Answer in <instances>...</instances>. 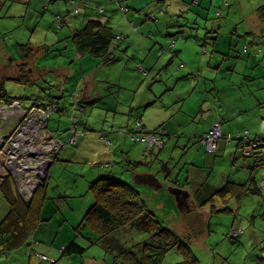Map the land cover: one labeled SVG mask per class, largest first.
<instances>
[{
    "label": "crops",
    "instance_id": "1",
    "mask_svg": "<svg viewBox=\"0 0 264 264\" xmlns=\"http://www.w3.org/2000/svg\"><path fill=\"white\" fill-rule=\"evenodd\" d=\"M61 1L0 0V46H2L1 39L4 38L3 35L12 29L13 22L17 20L13 18L14 16L9 15V9L13 5H16L14 12L21 13L24 10L26 13L27 10L32 9L37 13L36 16L34 14V17L38 18L40 15L42 17L37 25L35 21L32 36L26 42L18 41L16 44L14 42L7 46L3 52V60L0 62V65L5 69L10 68L14 63L18 70L28 71L33 78V81L28 84L46 86L42 88L43 90L39 95L32 99L30 104H24L25 106L32 105L37 97L53 94L56 97L54 100L60 107L55 119H61L65 116L69 118L70 123L65 129L66 131L73 123V120L69 117L73 114L76 126L84 129L85 133L79 137V140L84 143H89L91 139L93 142L96 139L106 143V145L108 143L114 144V140H110L109 137L112 136L114 139L119 134L120 129L129 126L132 117H135V120L140 119L147 130H154L158 127L167 129L164 138L165 143L161 149L166 148L171 140L185 145L189 141H200L195 138L209 130L215 123L221 124L225 134L230 133L236 136L248 129L250 137L264 139V17L258 11L259 6L264 4V0H231L228 3L229 13L224 20L225 27L231 30L230 33L221 32L222 18L218 22L211 23V29L208 26L210 18L207 16H210V0H100L105 6L104 11H100L98 5L94 6V1L87 0L85 6L89 8L87 18L78 26H73L70 33L63 37L56 35L53 30L54 20L52 19L56 10H58L59 17L62 15L60 10L62 8ZM69 1L76 5L80 0ZM245 2L247 6H245ZM6 5L8 7L4 10ZM120 5H128L131 8L126 13L128 16L126 20L123 18L124 15L122 18L117 15L119 10L122 12ZM245 8H247V11ZM206 9L208 12L204 11ZM233 10H235L236 16L230 17ZM48 12H50L49 16H47ZM76 12H78V9ZM222 15L221 11L219 16L222 17ZM93 17H106L108 24L113 28V33L117 34L113 41L115 58L111 61L100 62L102 60L97 57L89 54H79L74 46L71 37L72 32L82 27ZM122 20L125 22L130 20L131 24L128 23L129 21L124 23ZM21 25H25L24 21ZM233 25H236V27L232 28ZM163 26L165 27V36L161 33ZM61 28L62 25L59 29ZM219 28L220 31H218ZM118 35H121L122 38H118ZM153 35L156 36L155 41L158 44H153ZM221 37H225L227 41L225 53L217 49L221 48L219 46ZM163 38L169 41L164 44ZM189 38H194L196 42L204 44L201 50L206 56L200 59V68H196L194 62L191 61L193 53H189V48H187L189 46L186 43ZM242 40H244V43L241 52L236 57L232 56V52H238L237 46ZM210 41L211 44L213 43L211 51L209 50ZM248 41L251 45L248 44ZM184 42L185 44H183ZM17 44L18 48L16 47ZM23 44H26L25 49H27V52L23 51ZM0 54H2L1 51ZM225 62L229 66L226 75H231V80L236 82V84L233 81L225 83L227 89H230L232 93L228 99L222 98L220 95L213 96V98L205 97L203 94H196L195 90L191 95L186 96L174 87V83L181 79L174 78L175 73L183 72L192 75V78L188 77V79L190 81L193 79L195 85L199 88V84L207 83L209 77L215 75L214 70L220 71ZM21 64H24V66ZM115 65H121V67L115 68ZM105 70L109 72H103ZM120 70L122 71L119 76ZM164 70L165 73L170 72L166 78L162 75ZM20 71L17 75L5 73L0 76V81L2 80L4 84L5 80L9 79L18 81L17 76L20 75ZM248 84L251 86L250 89L245 90L239 87ZM71 89H74L72 91V102L70 104L62 103L61 100L65 97V91ZM76 91L80 96L81 103L74 110L73 94ZM135 91L137 101H135ZM93 109H95V118L101 119L100 123H97L95 118L88 117ZM119 114L121 116H118ZM10 123L1 131L2 133H4V130L10 133ZM132 125L127 130L123 129L124 133L121 135L130 136L129 130ZM94 127L103 129L95 130ZM106 127L109 129H106ZM58 132H60V129H58ZM58 132L53 130L51 134H60ZM79 140L78 142H80ZM135 143L140 142L135 141ZM220 143L217 152L210 153L211 159L207 158L202 162L200 161L202 160L200 155L195 153L191 163H187L192 174L188 176L185 185L183 184L184 187H182L187 189L191 195L190 203L188 204V200L185 199L186 202H183L180 207L182 212L197 211L199 205L194 204L192 193L198 200L199 189L202 185L199 182L213 179L212 176L213 172L216 171L218 156L225 155L232 167L226 168L225 163L219 169L216 179L218 181L215 183L216 189L213 192L217 188H221L228 180L244 182L248 179L249 168L253 166V159L244 157L239 140L233 138L231 141L222 140ZM79 144V147L68 148L65 151L63 150L68 145L64 149L62 148L53 165L60 158L66 162L78 160L79 157H76V155H81L85 147H82L81 143ZM118 146L121 149V152H118L121 159L119 158V161L114 159L117 146L113 147L112 157H108L112 159L111 162H99L101 164L99 165L98 176L111 172L116 175L121 173L122 177L124 174L128 176L129 169H127V172H122L127 168L126 162L128 160L141 161L144 164L153 158V153L159 150L158 148L152 150V148L146 147V144L143 147L136 144L127 146L121 140H119ZM229 146H232L233 150L226 152ZM86 150H97L99 153V149L88 147ZM231 151H234V153H231V158H229L228 153ZM195 158H198L200 164L203 163V165L199 166L194 163ZM240 164L243 165L240 166L242 168L239 170L242 175H235ZM208 167L211 170L207 174ZM263 173L264 168L260 171V180H262ZM12 180L18 182L11 175H0V187L1 185L5 187L1 188L4 189V194L8 198L11 191H18L17 184ZM172 181L176 182V185L182 184L174 178ZM48 182L50 181L48 180ZM149 189L154 191V195H151L152 192L146 190L150 203L158 192H155L153 187H149ZM253 195L251 192H246L241 201L252 199ZM215 205L217 206L216 203ZM212 209L211 206V221L216 211ZM218 213L216 212L215 215ZM233 226L235 224L232 223L231 227ZM256 227L257 223L254 221L248 234L253 240L256 238L254 232ZM260 258H264L263 254ZM86 264H103V260L90 259Z\"/></svg>",
    "mask_w": 264,
    "mask_h": 264
},
{
    "label": "rangeland",
    "instance_id": "2",
    "mask_svg": "<svg viewBox=\"0 0 264 264\" xmlns=\"http://www.w3.org/2000/svg\"><path fill=\"white\" fill-rule=\"evenodd\" d=\"M94 1V6L100 5V0H91ZM231 0H210V16H207L210 18L208 26L211 29V23H214L215 21L218 22L219 19L222 18V30L224 33H230V28L225 27V18L227 17V14L229 13V6L228 3ZM87 0H80L78 4H73L69 0H62V8L60 9L62 11V15L58 16V10L54 13L53 20H54V27L53 30L56 32V35L63 37L64 35H67L70 33L73 26H78L79 24L83 23L85 18H87V14H89V8L85 7ZM245 6H247L245 2ZM251 6V4H250ZM249 6V7H250ZM4 8V10L7 9ZM57 8V6H55ZM16 9V5H13L9 9V15L14 16L13 18L20 20H15L11 26V30H9L8 33H5L3 35L4 38L1 39L2 46H0V51L2 54H0V62L3 60V52L9 46L11 43L15 44L19 42H26L30 36H32V30L37 23L41 21V15L36 18L34 17L37 15L35 11L27 10L26 13L24 10L21 13L14 12ZM58 9V8H57ZM78 9V12L76 10ZM59 10V11H60ZM247 11V8H245ZM120 11V10H119ZM117 12V15L122 18L124 15V19L126 20L127 14L124 11ZM205 12H208V10H204ZM222 11V17L219 15ZM50 15V12H48L47 16ZM208 15V14H207ZM46 16V17H47ZM236 12L233 10L232 16L235 17ZM34 17V18H33ZM159 17V15H158ZM213 18V19H211ZM25 23V25H21V23ZM31 21V22H29ZM123 21V20H122ZM129 21V22H128ZM127 22L130 23V20ZM21 22V23H20ZM124 23H127L123 21ZM221 22V21H220ZM131 24V23H130ZM129 24V25H130ZM60 25H62V28L59 29ZM236 25H233L232 28H235ZM117 28V26H116ZM165 27H162L161 33L164 35ZM220 31V28L218 29ZM166 33V32H165ZM39 34V33H37ZM36 34V35H37ZM156 36H152L153 44L156 43L155 41ZM162 38V37H161ZM35 39V38H34ZM164 39V38H163ZM225 37H221L219 40V46L221 48H217L222 53L226 52V44L227 41L225 40ZM174 40V39H172ZM169 41V40H168ZM166 39H164L163 43L168 42ZM160 43V42H159ZM187 45L189 47L188 51L189 53H193L192 60L196 66V68H200L199 61L200 59H203L206 55L203 54V48L204 44L198 43L194 40V38H189L188 41H186ZM244 40L237 46L238 52H232V56L238 55L242 48H243ZM185 44V42L183 43ZM248 44L251 45L248 41ZM5 45V47H3ZM201 47L199 48L198 47ZM166 46V45H165ZM18 48V44L16 45ZM167 47V46H166ZM213 47V43L211 44V41L209 42V50L211 51ZM17 54V53H16ZM169 54V52H167ZM62 58V57H61ZM61 58H55V59H61ZM89 58V57H88ZM65 59V58H64ZM194 59V60H193ZM8 60V58H6ZM87 60V59H86ZM227 61V60H226ZM191 65V64H189ZM121 67V65H115V68ZM214 67V66H213ZM228 64L225 62L224 66L220 71H215V75L213 77H209L207 83H205L202 79V81L205 84H199V88H197L196 83H194L193 79L190 81L188 77L192 78V75L186 74L183 72L175 73L174 78L177 77L181 78L177 80L174 83V87L180 92H183L184 95L189 96L193 93V91H196V94L200 93L203 94L205 97H211L218 96L222 98H230L231 97V90L227 89V85L225 83L227 81H233V83L236 84L234 80H231V75H226V70L228 69ZM20 70L17 69L16 65L13 63V65L5 69L0 65V76L9 73V74H15L17 75ZM121 71H119V76L121 75ZM191 71V70H190ZM103 72H109L108 70H105ZM169 71L167 73L164 72L162 75L166 78L167 75H169ZM38 74V73H37ZM177 74H179L177 76ZM212 74V73H211ZM51 75V74H50ZM205 77V76H203ZM213 80H212V79ZM201 81V82H202ZM215 81V84H214ZM252 81V80H249ZM74 82V81H73ZM57 84V82H55ZM70 83V82H69ZM55 84V85H56ZM211 84V85H210ZM5 87L10 93V95L21 98L23 101V104L27 105L32 102V99L39 95L42 92V88H45L46 86H34L28 83H21L17 81L16 79H9L5 80ZM146 87V85H145ZM242 89H250V84L239 86ZM74 89L65 91V97L61 100L62 103H68L70 104L72 102V91ZM167 91V90H166ZM124 92V90H122ZM136 91L134 92L135 95V101H137L136 98ZM139 95V92H138ZM46 97V96H43ZM56 115V114H55ZM54 115V116H55ZM52 117L50 120V126L49 131L55 130L58 132V129H60V134H50L49 132H46L47 135L46 138L43 140L45 142L50 141V139L54 138L55 136H59L62 139H66L67 135L69 133V129H67V125L70 123L69 118L67 116L61 118V119H55V117ZM95 118V109H93L88 117ZM118 116H121L120 114ZM109 119V118H108ZM135 117L131 118V123L129 126L123 128L124 130H127L130 125L134 123ZM20 123V118L16 117V119L12 120L10 123V133H7L6 130H4L2 133L5 135L6 140H10V135L14 133L15 131V125ZM95 121L97 123L101 122V119L95 118ZM211 124V123H210ZM15 126V127H14ZM14 127V128H13ZM95 130L103 129L101 127H94ZM106 129H109L106 127ZM123 129H120L123 131ZM119 130V129H118ZM45 132V131H44ZM66 132V133H65ZM65 133V134H63ZM119 133V132H118ZM123 134V133H122ZM197 136V135H195ZM110 140H114V144L98 141L96 139L93 140L90 137L89 143H84L82 141L78 142L74 145H68L65 147L63 151H65L68 148H77L79 147V143H81L83 148V152L81 155H76V157H79L78 160H74L72 162H66L63 161L61 158L59 161H56L55 165H53V162H50L48 165V172L46 171V175L48 180V190H47V196L46 198L41 202L39 205L40 207L35 208L34 210V220L37 221V225L34 224V220L31 219L30 223H26V221L21 222V225L24 226L25 236L22 239L20 243H14L10 248L6 249L4 252H0V264H81L87 261H90V259H97V261L103 260V264H118L116 262V258L113 255V250L110 247V243L108 241H101L99 239V236L101 235L100 232L96 231L95 228L92 227V225L89 224L88 220H85L84 216L91 207V205L94 203V193L90 189V185L92 181L97 179L98 171H99V165L101 161H108L111 162L112 159L108 157H112L111 152L114 150L113 147H116L115 150V156L114 159L116 161H119V154L118 152H121L120 147L118 146L119 140L126 143L127 146H130V144H136L144 146V142L135 143L133 139H131V135H121L120 133L112 138V136L109 137ZM195 139H198L197 137ZM88 142V141H85ZM144 143V144H143ZM221 144V143H220ZM91 145V146H90ZM202 143L200 141H192L188 142L187 145L184 143H176L175 140H171L167 147L164 148L162 152L161 159H166L168 157H171L172 155H175L177 157H180L183 159V162L191 163L192 159L196 155H200V158L202 162H204L205 159H211V154L208 153L204 146H201ZM90 149H99V153L96 151H87V148ZM220 147V145H219ZM125 150V148H123ZM39 150V149H35ZM62 150V149H61ZM199 150V151H198ZM233 150L232 146H229L226 152ZM74 151V150H72ZM8 152L7 157L11 156ZM38 153V152H37ZM35 153V154H37ZM73 154V152H72ZM226 154V153H225ZM74 155V154H73ZM121 159V158H120ZM164 159V160H165ZM196 160L194 163H197V165H203L200 164L199 159L195 158ZM218 161L216 164V171L213 172V179L212 180H206L199 182L201 183L200 189H199V195H198V202H202L204 199H207L208 196L212 195V192L215 188V183L218 181L216 180L219 174V169L223 167V165L226 163V168H231L230 162L226 159L225 155L220 157H217ZM1 162V160H0ZM177 162V161H176ZM182 162V163H183ZM214 162V160H213ZM212 162V164H213ZM243 162V159H242ZM161 163L160 160H157L156 163L152 165H140L138 166L139 171H144L145 169H151L156 170L157 166ZM45 164V162H43ZM174 164V163H172ZM0 175H11L13 178H15V173L11 171L8 167H5L3 163L0 164ZM243 166L240 164L238 166V171L235 173V175H242L240 173V169ZM207 174L210 172L211 168H207ZM236 170V169H235ZM104 171V169H103ZM102 171V172H103ZM176 174L178 172V168H176ZM234 171V170H233ZM26 170L22 173V176L24 177ZM127 172V168L122 171ZM44 173V172H43ZM175 174V175H176ZM191 168L188 164H186L185 169L180 172L178 175V180L184 184L185 180H187L188 176H191ZM255 174L257 176V179H259L260 170L255 171ZM120 177H122L121 173H118ZM125 180L131 181L135 185V180L131 175V170L126 176L125 174L122 177ZM169 178V177H168ZM171 180L175 178L174 176L171 177ZM171 180H168L167 183H169ZM14 181V180H12ZM18 182L14 181L17 184V192L20 193L22 197H24L26 200L31 198L36 191V188L41 184L42 180H40V183L37 184V186L33 187L31 191H27V181L22 180ZM36 181V180H35ZM34 181V182H35ZM200 181V180H198ZM137 187L142 191L145 198L148 200V194H146L145 189L147 186H142L139 184ZM146 187V188H145ZM148 192H152L151 195H154V191H150L149 187L146 189ZM29 192V193H27ZM155 192H158L156 197L151 200L148 204L149 207L155 211L157 216L160 218V220L163 221V223L173 228L184 240L189 243V245L192 248V253L190 255H195L197 261H193V257L185 255L186 252H180L177 249H173L169 251L163 261V264H264V259H261V255L264 256V195H253L254 197L252 199H246L242 200L237 206V211L235 212H219L215 215L213 214L212 221L211 216L207 217V215L200 214L197 211H186L182 212V209L178 205V201L175 194H172L168 189L167 185L160 190H155ZM264 193V191H263ZM28 194V195H26ZM15 205V210L13 211L14 214L21 215V212L23 209L21 207L18 208L16 204H12L10 202V199L4 194V189L0 187V223L5 218V216L8 214L10 207L13 208ZM42 205V206H41ZM19 209V211H18ZM24 211V210H23ZM40 211V217H38V212ZM255 223H257V227L255 228V239L253 240L252 237H249V233L252 229V226ZM235 224L238 228L245 229V232L240 235L238 238H231L229 235V232L231 230V226ZM112 234L116 236V239L118 241H121L128 249H134L138 250L139 246H142L145 239L148 238V233H145L144 231L140 230L139 228L132 227V226H125L122 228H119L115 230ZM35 235V236H34ZM73 238L77 239V241L82 244L83 246L87 247L86 251L83 253V255L75 254V255H69V254H62L61 247L63 245H66L70 240ZM37 240V247H35L36 252L45 254L48 256V261H41L40 255L37 253L35 256L30 255L31 251V242L32 240ZM49 246L51 248L50 251H46V247ZM133 250V251H134ZM189 260V261H188Z\"/></svg>",
    "mask_w": 264,
    "mask_h": 264
},
{
    "label": "trees",
    "instance_id": "3",
    "mask_svg": "<svg viewBox=\"0 0 264 264\" xmlns=\"http://www.w3.org/2000/svg\"><path fill=\"white\" fill-rule=\"evenodd\" d=\"M258 11L264 17V4L259 6ZM116 35L117 34L113 33V28L108 24L106 17H93L82 27L74 30L71 37L79 54H89L102 60L100 62H104L111 61L115 58L113 41ZM22 47L23 51L27 52V49H25L26 44H23ZM22 66H24V64H22ZM17 79L19 82L24 83H31V81H33L29 72H25L24 69L20 71V75L17 76ZM15 98L18 97L10 95L4 82L1 80L0 102L5 101L10 103ZM43 98L56 99L53 94ZM54 101L56 102V100ZM59 109L60 107L58 110ZM70 126H72V124ZM67 145L74 144L69 143ZM146 147L152 149L162 148L159 146H148L147 144ZM242 153L244 155L243 150ZM257 156L259 157L257 158ZM244 157L253 159V166L249 168L250 173L248 179L244 182L228 180L221 188H217L212 195L208 196L207 199L198 203L194 202V204L199 205L197 211L200 214L207 215V217L211 216V206L213 207L212 210H216L215 212L236 213V205L241 202L246 192H251V194L254 195H264V173L262 175V180H260V178L257 179L255 174V171H261L264 168V139L259 140L255 154L244 155ZM140 163L142 162L128 160V162H126V167L130 171L136 168ZM259 180L261 183H259ZM181 186H183V184H181ZM1 187L4 186L1 185ZM90 189L94 193L95 200L84 218L88 220L89 224L92 225L96 231L101 233L99 236L101 241H108L110 243V247H112L111 249L114 252L113 255L118 264H163L166 254L173 249L186 252L187 254L185 255L191 256L193 257V261H197L194 260L196 259L195 255H190L192 253V248L189 243H187V241L173 228L166 226L163 221L160 220L155 211L149 207L147 199L137 185L111 172L106 175H101L92 181ZM45 196H47V191L38 189L35 195L32 196V201L27 203V200L22 197L19 192L11 191L9 197L11 205L16 204L18 208L21 207L24 211H20L21 215H19V212L18 215L14 214L15 205H13L14 207H10L8 214L0 223V252H4L14 243H20L22 241L25 236L24 226L21 225L22 220L26 221L27 224L31 222V219L34 220V210L40 207V201L43 202L46 198ZM38 217H40V211L38 212ZM34 224L37 225V221H35ZM125 226L136 227L149 234L148 238L145 239L142 246H139L138 250L133 249V251L132 249H128V247L121 241H118L116 236L112 234L115 230ZM244 232L245 229L233 226L231 227L229 235L234 239L238 238ZM36 245L37 240L33 239L30 251V255L32 256H35L36 253L41 255V253L36 252ZM86 249L87 247L73 238L66 245L61 247V253L83 255ZM50 250L51 248L47 246L46 251ZM40 260L48 261L49 259L41 258ZM81 264H86V262Z\"/></svg>",
    "mask_w": 264,
    "mask_h": 264
},
{
    "label": "built area",
    "instance_id": "4",
    "mask_svg": "<svg viewBox=\"0 0 264 264\" xmlns=\"http://www.w3.org/2000/svg\"><path fill=\"white\" fill-rule=\"evenodd\" d=\"M98 8L100 11H104L105 6L104 4H100ZM120 8L125 13H128L130 10L128 5H120ZM118 38H122V36L118 35ZM73 98L74 110H76L81 103L77 91L73 94ZM58 108V104L54 100L43 97L35 98L33 104L29 106H25L20 98H15L10 103L5 101L0 102V164L3 163L5 167L13 171L16 175V180H26L27 191H31L35 185L37 186L40 183L43 175L48 170L49 163L57 158L59 151L69 143H77L80 135L84 133V129L77 127L74 123V116L72 114L69 117L73 120V123L69 128L66 139L55 136L50 141H43L47 136L45 133L49 132L50 120L58 113ZM16 117L20 118V123L17 121L18 124L15 125L13 135H10V140H6L5 135L1 131ZM129 134L131 135V139L144 142L148 146L163 147L167 129L158 127L154 130H147L142 121L136 119L129 130ZM233 138L239 140L244 155L255 154L256 146H258L259 140H261L260 138H251L248 129L238 133L236 136L230 133L225 134L220 123H215L209 130L198 136V139L209 153L217 152L220 141H231ZM11 151H13L11 156L7 157L6 154ZM43 167L46 168L45 173L42 172ZM24 170L26 172L23 177L22 173ZM40 256L43 259H49L44 254Z\"/></svg>",
    "mask_w": 264,
    "mask_h": 264
},
{
    "label": "water",
    "instance_id": "5",
    "mask_svg": "<svg viewBox=\"0 0 264 264\" xmlns=\"http://www.w3.org/2000/svg\"><path fill=\"white\" fill-rule=\"evenodd\" d=\"M174 43V41H173ZM172 43V46H173ZM123 129V128H122ZM120 134L124 133V131L119 130L118 131ZM153 150V149H152ZM163 149H159L157 152L153 153V158L150 159L147 163L142 162L143 165L148 164L152 165L157 162V160H160L161 163L157 166L156 170H144V171H139L137 170V167L139 165H142L141 163L131 170V175L135 180V185H143V186H148L150 188H154V190H160L163 189L167 185V189L172 193L176 195L178 205L179 207L182 206L183 202H185V198L183 197L184 194H182L185 191H188L187 189L183 188L181 185H176L170 178L175 177L174 180H178V175L182 170H184L186 164L188 162H183L182 158L179 156L172 155L171 157L161 159L162 156V151ZM231 153H234V151H231L228 153V157L231 158ZM177 161V162H176ZM183 162V163H182ZM174 163V164H172ZM50 166V165H49ZM176 168H178V172L176 174ZM176 174V175H175ZM46 175V174H45ZM44 177V175H43ZM42 177V178H43ZM138 177H142L140 180H136ZM169 177V178H168ZM168 180H171L169 183H167ZM46 182V180H43ZM189 192V191H188ZM193 199L196 203H198L197 198L194 196L192 193Z\"/></svg>",
    "mask_w": 264,
    "mask_h": 264
},
{
    "label": "flooded vegetation",
    "instance_id": "6",
    "mask_svg": "<svg viewBox=\"0 0 264 264\" xmlns=\"http://www.w3.org/2000/svg\"><path fill=\"white\" fill-rule=\"evenodd\" d=\"M22 65V64H21ZM20 65V66H21ZM45 171H46V168L45 167H43V170H42V172H44L45 173ZM48 176V175H47ZM47 176H45L44 175V177L41 179L42 181V183L41 184H39V186L36 188V191L34 192V194L33 195H35V193L37 192V190L38 189H44L45 191H47L48 190V178H47ZM142 177H138L136 180H140ZM43 180H46V182L45 181H43ZM36 186V185H35ZM34 186V187H35ZM145 192L147 193V191L145 190ZM182 194H184V198L186 199V200H188V204L190 203V195H191V193H189L188 191H185V192H183ZM32 201V199L31 198H29V199H27V203H29V202H31ZM186 202V201H185ZM187 204V203H186Z\"/></svg>",
    "mask_w": 264,
    "mask_h": 264
},
{
    "label": "bare ground",
    "instance_id": "7",
    "mask_svg": "<svg viewBox=\"0 0 264 264\" xmlns=\"http://www.w3.org/2000/svg\"><path fill=\"white\" fill-rule=\"evenodd\" d=\"M40 150V149H39Z\"/></svg>",
    "mask_w": 264,
    "mask_h": 264
}]
</instances>
